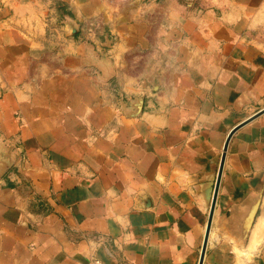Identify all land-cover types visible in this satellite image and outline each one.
<instances>
[{
    "label": "crops",
    "instance_id": "obj_1",
    "mask_svg": "<svg viewBox=\"0 0 264 264\" xmlns=\"http://www.w3.org/2000/svg\"><path fill=\"white\" fill-rule=\"evenodd\" d=\"M262 110L264 0H0V264H199L252 116L203 264H264Z\"/></svg>",
    "mask_w": 264,
    "mask_h": 264
},
{
    "label": "water",
    "instance_id": "obj_2",
    "mask_svg": "<svg viewBox=\"0 0 264 264\" xmlns=\"http://www.w3.org/2000/svg\"><path fill=\"white\" fill-rule=\"evenodd\" d=\"M264 110H262L261 112H263ZM257 115V114H256ZM254 117V116H252ZM249 118L247 120H245L244 122H242L241 124H239L238 126H236L235 128H233L231 130V132L229 133L225 145H224V150H223V154L221 157V162L219 165V170L217 172V174L214 176L213 182L210 185V187L208 188V206L210 208V213H209V219H208V224H207V230H206V234H205V238H204V242H203V246H202V250H201V254H200V258H199V264H203V259H204V255H205V249H206V244H207V239H208V234H209V230L211 227V223H212V218H213V212H214V207H215V202H216V196H217V191H218V187H219V181H220V177H221V173L223 170V165L225 162V155H226V150L228 147V143L229 140L231 138V136L233 135V133L235 132V130L237 128H239L241 125H243L244 123L250 121L253 118ZM258 202L252 207L251 211L249 212L248 216H247V226L245 229V233L248 231V229L251 227L252 222L254 220L257 208H258Z\"/></svg>",
    "mask_w": 264,
    "mask_h": 264
},
{
    "label": "built area",
    "instance_id": "obj_3",
    "mask_svg": "<svg viewBox=\"0 0 264 264\" xmlns=\"http://www.w3.org/2000/svg\"><path fill=\"white\" fill-rule=\"evenodd\" d=\"M92 264H103V263L100 260L95 259ZM126 264H131V263H126Z\"/></svg>",
    "mask_w": 264,
    "mask_h": 264
}]
</instances>
